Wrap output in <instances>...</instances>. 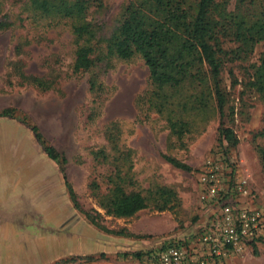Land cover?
<instances>
[{"label": "rangeland", "instance_id": "obj_1", "mask_svg": "<svg viewBox=\"0 0 264 264\" xmlns=\"http://www.w3.org/2000/svg\"><path fill=\"white\" fill-rule=\"evenodd\" d=\"M29 1L0 0V22L8 23L0 29V114L9 113L0 116V175L20 173L28 179L26 213L22 206L20 216L28 224L22 230L27 244L22 264H156L149 252L197 231L198 179L213 159L232 165L253 189L254 204H264L259 152L264 147V99L246 87L251 65L260 63L263 43L247 59L226 58L222 115L206 64L197 65L178 85L159 87L140 55H104L130 0H83L88 18L97 25L90 44L93 57L100 58L103 90L96 95L89 73L74 72L71 23L33 18ZM184 1L182 7L197 0ZM217 1L231 13L253 17L264 11V0ZM224 47L236 45L227 38ZM26 74L55 80L41 86ZM221 124L234 130L236 146L221 143ZM29 125L38 127L64 162L45 154ZM116 186L142 193L147 206L129 217L109 214L102 203ZM224 264H264V241Z\"/></svg>", "mask_w": 264, "mask_h": 264}, {"label": "trees", "instance_id": "obj_2", "mask_svg": "<svg viewBox=\"0 0 264 264\" xmlns=\"http://www.w3.org/2000/svg\"><path fill=\"white\" fill-rule=\"evenodd\" d=\"M184 3V0H130L123 19L107 39L104 55L121 59L140 55L149 69L152 82L159 87L178 85L184 77L194 74L192 70L197 65L206 64L214 84L217 107L223 115L226 93L221 82L226 58L230 56L231 61L247 59L257 44L264 45V11L252 17L228 12L217 0H197L194 5L182 7ZM27 9L36 19L48 22L66 19L71 23L69 27L76 45L74 72L89 73L88 82L92 88L95 87L96 95H100L103 90L101 73L98 71L100 58L93 57L94 48L90 44L96 35L97 25L88 18L85 2L30 0ZM7 25L6 22H0V29ZM227 38L236 47L225 49ZM251 68L253 73L250 72L246 87L255 90L264 99V51L260 63L251 65ZM26 77L41 86H48L55 80L46 81L48 77L44 75L26 74ZM236 82L234 78L233 83ZM8 114V111H4L0 116ZM29 126L39 143H43L45 154L54 161L60 162L62 159L64 162L60 153L45 143L38 127ZM218 130L221 143L227 141L229 147L238 144L239 139L233 129L221 124ZM259 152L264 161V147ZM166 158L175 166L186 168L177 159L169 156ZM63 177L66 180L65 174ZM66 184L79 207L73 188L67 180ZM114 192L106 203H102L109 214L129 217L147 206V199L140 192H127L121 186H116ZM86 213L91 216L89 212ZM260 240L264 241V237ZM137 256L140 257L139 254Z\"/></svg>", "mask_w": 264, "mask_h": 264}, {"label": "built area", "instance_id": "obj_3", "mask_svg": "<svg viewBox=\"0 0 264 264\" xmlns=\"http://www.w3.org/2000/svg\"><path fill=\"white\" fill-rule=\"evenodd\" d=\"M220 159L199 175L200 221L184 241L173 240L148 253L156 264H224L264 237V204H254L247 179Z\"/></svg>", "mask_w": 264, "mask_h": 264}, {"label": "crops", "instance_id": "obj_4", "mask_svg": "<svg viewBox=\"0 0 264 264\" xmlns=\"http://www.w3.org/2000/svg\"><path fill=\"white\" fill-rule=\"evenodd\" d=\"M19 174L0 175V264H22L27 260V244L22 239L26 236L22 235V230H27L28 224L26 220L22 224L20 216L22 206L26 213L28 179L26 175ZM9 213L17 215L15 220L4 218ZM10 230L11 234L8 233Z\"/></svg>", "mask_w": 264, "mask_h": 264}]
</instances>
